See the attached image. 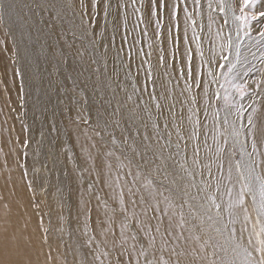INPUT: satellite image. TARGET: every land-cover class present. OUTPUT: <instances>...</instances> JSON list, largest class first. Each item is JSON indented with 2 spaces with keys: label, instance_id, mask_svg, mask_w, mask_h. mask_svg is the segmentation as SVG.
Here are the masks:
<instances>
[{
  "label": "snow or ice",
  "instance_id": "obj_1",
  "mask_svg": "<svg viewBox=\"0 0 264 264\" xmlns=\"http://www.w3.org/2000/svg\"><path fill=\"white\" fill-rule=\"evenodd\" d=\"M101 4L105 31L110 23L113 32L118 33L122 18L126 29L128 13L121 9L129 7L137 18L133 31L139 28L141 36L148 38L151 30L155 40L149 41L147 53L139 49L142 57H150L154 44L158 45V63L169 68L175 67L180 54L185 65L179 69L180 77H184L180 95L185 91L189 95L177 112L169 95L157 96L153 66L149 64L147 78L154 86L149 96L157 113L152 134L144 117L134 110L125 111L122 104L111 112L102 105L103 112L97 109L95 118L89 115L85 119L78 114L80 123L88 126L93 135L81 134L92 141L91 147L99 144L95 158L89 156V159L93 160L97 178L103 177L114 205L96 196L104 207V218L99 221L101 239L97 240L94 233L87 243L97 248L103 245L104 250L95 255V260L105 264L104 258L116 250L120 256L125 251L129 256L136 253L134 262L129 259L123 264H264V100L256 106L264 94V26L258 20H264V10L253 11L257 0H207L208 32H212L217 18L223 21L213 38L203 35L202 0H191V5L189 0H115V5L112 0H91L93 13ZM37 6L42 13L48 11L50 17L55 14L57 20L62 21L69 9L75 17V8L69 0H43ZM18 7L14 0H0V25L6 31L9 29L4 20L5 10ZM80 9V23L73 28L80 29L82 36L87 37L92 21L90 16L89 24L84 23L88 13L83 0ZM181 12L184 14L182 54ZM253 22H257L255 37ZM23 23L31 29L32 23L27 18H23ZM92 35L95 36V29ZM245 38L249 41L247 45ZM122 40L127 43L126 34ZM203 40L211 42L207 54ZM190 41L195 43L200 59L195 72ZM166 42L174 48L172 64L168 63L163 47ZM84 54L86 49L84 53L76 49V55ZM249 57L259 60L261 65L259 79L253 81L259 92L250 89L249 81L244 78L255 68ZM16 74L28 76L20 68ZM28 78L37 88L43 87L44 78L39 72L31 73ZM246 101H250L247 106ZM73 102L80 101L74 98ZM210 109L211 135L205 130L209 128ZM147 112L151 120V109ZM185 121L190 126L187 131ZM121 123L128 135L121 133L118 138L116 129ZM129 123L136 126L134 134L127 127ZM209 138L212 145L208 144ZM115 264L122 261L117 258Z\"/></svg>",
  "mask_w": 264,
  "mask_h": 264
},
{
  "label": "bare ground",
  "instance_id": "obj_2",
  "mask_svg": "<svg viewBox=\"0 0 264 264\" xmlns=\"http://www.w3.org/2000/svg\"><path fill=\"white\" fill-rule=\"evenodd\" d=\"M14 2L19 7L5 10L4 14L9 31L0 25V264H99L95 255L104 250L103 245L97 248L95 244L87 243L94 233L97 240L101 239L98 235L99 221L104 218V207L96 196L107 200L110 206L114 205L110 199L111 192L103 184V177L97 178L93 160L89 159V156L95 158L99 144L96 148L91 147L92 141L81 134L93 135L90 128H81L76 122L79 123L80 107L86 117L91 115L93 118L97 109L103 112V107H107L111 112L121 104L125 111L134 110L141 114L142 103L135 93L139 87L145 91L148 88L143 79L141 81L139 77L137 82L134 75L140 73L143 77V61L128 49L130 42L123 46L122 36L126 34L128 38L130 34L128 26L126 29L123 26V18L120 31L115 35L111 30H104L102 4L93 13L91 0H83L88 4L84 23L89 24L90 16L92 21L89 35L83 37L80 29L73 28V25H79L80 17H73L72 9L61 21L55 19V14L50 17L48 11H40L37 5L43 0ZM80 3L81 0H75L73 6L80 8ZM202 5V21L207 27L208 19L203 12L208 9L207 0H202ZM124 11L128 12V8L121 9ZM23 18L32 23L31 29L23 23ZM197 20L199 23L201 18ZM217 24L216 21L212 28ZM93 29L95 36L92 35ZM120 46L124 48L120 58L126 66L119 69L122 65L117 53L109 67L112 73L104 66V54L106 50L111 48L114 51ZM76 49L82 53L86 49V54L78 56ZM15 56L17 60L14 63L12 58ZM260 67L259 64L258 77ZM17 68L28 76L32 70L39 72L44 78V90L37 88L28 76L17 75ZM120 89L126 96L112 95L111 91ZM78 91L82 92L83 98L75 95ZM129 97L133 100L131 109L126 100ZM74 98L80 102H73ZM261 100H264V94ZM175 104L179 112L180 102L175 99ZM38 112H47L50 116L40 120ZM184 114L187 116V109ZM63 117H67V123L71 121L65 124ZM207 123L209 128L205 130L211 135V114ZM184 128L190 129L187 122ZM40 129L45 130L47 140L55 147L57 159L61 162L57 171L46 175L48 188L44 191V200L37 191L41 179L32 169L28 178L20 161L22 144L32 147L29 159L33 163L41 156L43 148L35 144ZM131 129L134 134L136 126ZM69 132H72V137ZM121 133L127 136L123 123L116 129L118 138ZM189 152L190 159L191 146ZM201 155L204 156L203 145ZM42 215L45 219L39 217ZM117 258L122 264L129 259L134 262L136 253L129 256L125 251L120 256L118 251L112 250L111 255L104 258L105 264L108 261L115 264Z\"/></svg>",
  "mask_w": 264,
  "mask_h": 264
},
{
  "label": "rangeland",
  "instance_id": "obj_3",
  "mask_svg": "<svg viewBox=\"0 0 264 264\" xmlns=\"http://www.w3.org/2000/svg\"><path fill=\"white\" fill-rule=\"evenodd\" d=\"M69 3H72L75 5V0H69ZM113 5H115V1L112 0ZM86 8L88 6V4L86 2H84ZM75 16L76 18L80 17V8L78 6H75ZM189 10L191 11V6L189 8ZM260 10H264V0H257V4H256V9H254L253 11H260ZM205 14V17L208 19V9H206L205 11H203ZM128 20H127V26L129 28L130 34L129 37L127 38V43L124 42L123 46H127L128 43V49H131L135 54L137 58H141V60L143 61V70L141 71V73L143 74V77L140 75V73L135 74L134 77L138 82V78L140 77L141 81L143 79V82L147 85L148 90L145 91L143 89H141L140 87L137 90V93H135L137 99L139 98L141 103H142V112L141 114H139L140 116L144 117V123H146L148 125V132L149 134H152V123L154 122L157 113L155 111L154 108V104L155 102L153 100L150 99L149 94L151 92H153L154 90V86L152 84V82L150 80H148L147 78V73H146V69L148 68V65L151 64L153 66V78L156 80V84H155V92L157 94V96H159L161 93H164L166 95H169V101H175V99L180 102V107H181V102L184 101L187 96L189 95L186 91L184 92V95L181 96L180 93L184 90V77H180L179 74V69L181 67H184V63L181 61L180 59V54H178L177 60L175 61V67H169V68H165L163 65L158 63V56H159V46L155 45L153 46L152 51V55L149 57L147 55L145 56H141L139 49L143 48L144 52L147 53L149 51L148 49V43L150 40L154 41L155 38L152 36L151 30H149V36L148 38H144L141 36L140 34V29L136 28L135 31H133V28L135 26V24L137 23V18H136V14L132 13V8H128ZM238 14V13H237ZM180 20H181V44H180V53L182 54L184 52V45H183V20H184V14L183 12L180 13ZM258 20H260V26H264V20H261L260 18H258ZM217 26L212 28V32L209 33L207 27H205L206 30H204L203 35L204 36H209L211 35L214 38V34L215 31L217 30V28L223 23L222 20H219L217 18ZM209 23V21H208ZM141 28L143 27V25L140 26ZM257 27V22H253V33L252 36L255 37V30ZM108 30H111V32L115 35L116 33L113 32L112 27L108 26L107 28ZM199 31V30H198ZM189 37L191 38V29H189ZM104 40V39H103ZM137 40H140L141 43H136ZM210 41L209 40H203L202 41V47L205 51V54H207L208 48L210 47ZM244 43L247 45L249 43L248 39L245 38ZM190 46L192 48V67H193V71L195 72L199 63H200V59L199 56L196 54L195 51V43H191L190 41ZM109 47V46H108ZM163 47L166 49V55L168 57V63L172 64L173 61L171 60V52L174 51V48L172 47V45L168 44L167 42L163 45ZM123 47H119L117 50L112 51V49L110 48V50H106L105 54H104V66L106 69H109V67L111 66V62H112V58L115 57V55L118 53V56L120 58L122 52H123ZM255 50V49H253ZM124 54V52H123ZM122 58L119 59L120 64L122 65V67H120L119 69H123L125 63L124 61L121 60ZM16 56L12 58V61H14V63L16 62ZM249 60H251V63L253 65H255V68L253 70V72H251L249 74L248 77H244L245 79H247L249 81V87L250 89H253L257 92H259L260 90L257 88L256 84L253 83L254 80L259 79V77L257 76V66L260 64L259 60H252L251 57H249ZM144 61H148V63H144ZM126 66V65H125ZM109 71H111V69H109ZM34 71L32 70L31 73H33ZM113 73V71H111ZM170 74V75H169ZM241 75L243 76V73H241ZM40 90H44V86L42 88H39ZM112 95L114 94V96H118V94L120 95H125L121 89L119 91H111ZM75 95L78 96V98L82 97V92L78 91L75 92ZM126 96V95H125ZM83 98V97H82ZM138 99V100H139ZM262 99V95L260 96V98L257 100V103ZM127 103H128V107L131 109L133 107V100L130 99H126ZM38 101V100H37ZM250 101H246V106L247 103ZM40 103V102H39ZM201 103H203V101H201ZM151 109V117L152 119L150 120L148 118V112L147 110ZM186 105L184 106V111L186 110ZM84 109L80 107L79 112L80 115H83V117L85 119H87L88 117H86V115L84 114L85 112L83 111ZM209 114H211V109L209 110ZM185 115V114H184ZM38 118H40V120H42L45 117H49L50 115L46 112H38L37 113ZM165 116H167V112H165ZM203 116V113H201V117ZM65 124H68L71 120H68V123L66 122L67 117H63ZM77 124H79L78 126H80L81 128H83L85 125L78 122H76ZM186 123V122H185ZM184 123V126H185ZM69 126V125H68ZM132 125L131 123H129L127 125V127L131 128ZM187 128V127H186ZM185 128V130H186ZM140 129L143 132L144 131V127L143 125H140ZM187 131V130H186ZM70 136L72 137V132H69ZM174 133V131H173ZM126 135H128V133L126 132ZM173 141L175 142L176 136L175 134H173L172 136ZM210 145H212V141H209ZM208 142V143H209ZM35 144L38 146H42L43 148V152L40 153V157L38 158L37 162H32L29 159V154L32 152V147L30 145H23L22 148V153L20 155V161L23 165V167L25 168V172H26V176L28 178H30L31 176L29 175L30 173V169H32L33 173L38 176L41 179V182L38 184L37 186V191L38 194L40 196V198L42 200L45 199L44 196V191L45 189L48 188V182L46 180V175L49 174L52 171H57L60 168V160L57 159L58 157V152L56 151L55 147L47 140V136L45 134V130L44 129H40L36 139H35ZM190 153V152H189ZM188 153V154H189ZM182 155V154H181ZM45 215L39 216L40 218H44ZM190 244L195 245V241L194 240H190L189 241ZM198 246V245H196ZM75 264V263H72ZM77 264V263H76Z\"/></svg>",
  "mask_w": 264,
  "mask_h": 264
}]
</instances>
